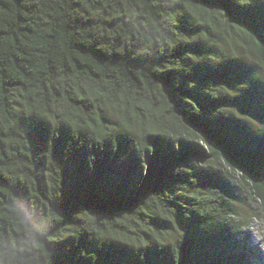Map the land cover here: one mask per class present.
<instances>
[{"label": "trees", "instance_id": "obj_1", "mask_svg": "<svg viewBox=\"0 0 264 264\" xmlns=\"http://www.w3.org/2000/svg\"><path fill=\"white\" fill-rule=\"evenodd\" d=\"M236 202L264 0H0V264H246Z\"/></svg>", "mask_w": 264, "mask_h": 264}, {"label": "rangeland", "instance_id": "obj_2", "mask_svg": "<svg viewBox=\"0 0 264 264\" xmlns=\"http://www.w3.org/2000/svg\"><path fill=\"white\" fill-rule=\"evenodd\" d=\"M255 207L256 203H250L251 216H244L249 213L247 208L236 202L240 215L228 217L240 253L248 254L246 264H264V213L252 210Z\"/></svg>", "mask_w": 264, "mask_h": 264}]
</instances>
